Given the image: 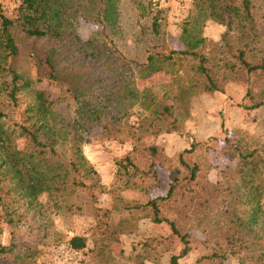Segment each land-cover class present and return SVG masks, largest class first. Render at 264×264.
Returning <instances> with one entry per match:
<instances>
[{
	"label": "rangeland",
	"instance_id": "1",
	"mask_svg": "<svg viewBox=\"0 0 264 264\" xmlns=\"http://www.w3.org/2000/svg\"><path fill=\"white\" fill-rule=\"evenodd\" d=\"M24 1L0 0V13L14 21L10 29L18 48L8 67L30 81L17 94V105L7 109L11 121L25 119L30 94L38 90L49 97L58 120L76 121L85 101L103 113L101 121L81 131L84 154L96 171L95 179L85 180L87 188L70 198L81 208L58 210L46 193L32 202L11 197L12 215L0 205V244L8 248L0 253V264H174V255L177 264H217L203 258L213 243L190 218H178L190 234L184 253L170 225L154 222L140 204L167 195L176 178L185 176L186 165L198 163L209 181L222 183L224 171L240 161L231 148L237 139L264 142V73L246 72L234 55L247 39L239 32L224 36L227 25L206 18L195 0H69L60 35H29L21 18ZM250 1L257 37L246 58L258 64L264 60V0ZM186 29L206 38L197 50L207 55L214 75L218 69L229 75L220 82L222 91L204 90L206 80L196 72L200 62L190 56L175 55L151 76H139L136 64L151 52L185 50ZM227 64L237 72L230 73ZM3 81L11 83L12 74L0 72V102ZM135 89L140 98L132 96ZM145 98L170 105L173 115L160 121L145 108ZM66 146L67 141L59 151ZM126 156L131 161L126 163ZM10 216L16 221L9 222ZM260 223L264 227V212ZM115 229L119 234L109 240ZM75 235L86 238L83 248H72ZM225 264L237 259L229 255Z\"/></svg>",
	"mask_w": 264,
	"mask_h": 264
},
{
	"label": "trees",
	"instance_id": "2",
	"mask_svg": "<svg viewBox=\"0 0 264 264\" xmlns=\"http://www.w3.org/2000/svg\"><path fill=\"white\" fill-rule=\"evenodd\" d=\"M66 1L69 0H25L21 18L26 25L24 27L26 32L36 36L60 35L66 13ZM195 2L206 18L227 25L228 30L224 36L231 32H239L247 39L243 46L237 47V53L234 54L240 61L242 69L248 73L257 71L264 73V60L252 64L246 58L253 40L257 37L251 1L195 0ZM76 11L72 10L71 14H76ZM103 17L109 18L105 14ZM0 21V72L12 74L11 83L2 82L6 94L0 102V205L7 214L12 215L15 210L11 197L14 195L32 202L40 194L46 193L48 202L53 201L58 210L72 211L74 207L75 210H79L81 205L72 202L70 198L78 188H87L85 180L95 179L96 175L84 154L81 131L89 128L91 122L101 121L103 110L85 101L78 107L79 116L76 121L71 123L64 119L58 120L53 113L51 100L44 91L38 90L30 94L31 101L27 103L25 119L12 122L7 109L11 105H17V94L27 90L30 81L22 79L8 67L11 56L18 52L15 37L10 29L14 21L1 13ZM153 28L158 31V18L154 19ZM191 32L192 29H186L188 40L185 50H174L170 54L151 52L145 63L136 64L139 76H151L163 69L165 62L175 60L177 56H190L200 62L196 72L206 80L204 90L222 91L220 82L227 80L229 75L220 69L216 76L214 75L210 66L206 64L207 55L197 50L205 43L206 38L197 37ZM226 67L230 73L237 72L229 64ZM51 76L55 77L54 73ZM20 79L22 82H19ZM125 87L129 86L124 85L122 88ZM130 91L133 97L140 98L138 90ZM146 98V103L143 102L145 108H151L152 114L160 121L168 120L173 115L170 105L156 102L154 99L147 103ZM262 103L254 104L252 107L260 106ZM18 139H26L27 142L20 146ZM66 141L67 146L59 151L58 146ZM231 148L232 154L239 157L240 161L234 170L224 171L222 183L209 181L207 175L201 173L200 164L186 165L185 176L176 178L167 195L151 199L144 205L140 204V208H148L154 222H167L170 225L173 234L180 237L184 243V253L189 251L190 234L186 226L179 223L178 218L186 220L190 218L196 227L206 233V240L213 243L209 247L211 254L203 256L204 259L225 264L230 255L237 259V264H264V227L260 223L261 213L264 212V142L257 145L250 143L246 138H240ZM125 160L127 163L131 161V157L126 156ZM6 196L9 198L4 205ZM182 198L184 200L181 203L179 199ZM165 208L168 211H175L176 216L165 212ZM16 218L10 216L9 222H15ZM107 232L108 230L103 231L105 234ZM118 232L116 229L111 230L109 240L113 238L114 233L119 234ZM70 243L72 248L81 249L86 245V238L75 235ZM7 250L5 245L0 244V253ZM177 259V255L172 256L174 264H177Z\"/></svg>",
	"mask_w": 264,
	"mask_h": 264
}]
</instances>
